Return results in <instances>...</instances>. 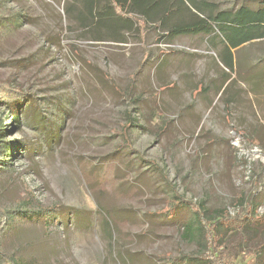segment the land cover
I'll list each match as a JSON object with an SVG mask.
<instances>
[{
	"label": "rangeland",
	"instance_id": "rangeland-1",
	"mask_svg": "<svg viewBox=\"0 0 264 264\" xmlns=\"http://www.w3.org/2000/svg\"><path fill=\"white\" fill-rule=\"evenodd\" d=\"M64 7L0 0V83L29 100L16 115L0 102V204L63 211L50 225L14 217L5 250L30 264H176L163 254L203 247L183 237L188 207L166 213L174 191L233 213L254 194L264 214V38L234 51L222 95L228 71L199 35L96 41Z\"/></svg>",
	"mask_w": 264,
	"mask_h": 264
},
{
	"label": "trees",
	"instance_id": "trees-1",
	"mask_svg": "<svg viewBox=\"0 0 264 264\" xmlns=\"http://www.w3.org/2000/svg\"><path fill=\"white\" fill-rule=\"evenodd\" d=\"M64 9L73 25L96 41L125 43L132 31L142 34L149 27L157 31V43H171L184 35H202L228 71L217 87L222 95L228 93L233 80L230 71L237 70L234 51L239 52L247 43L264 38V0L246 1L231 8H221L216 0H65ZM3 83H0V102L16 115L29 101L28 95ZM230 100L226 98V103ZM131 123L133 118L124 128ZM123 148L132 149L129 143ZM255 200L254 194L248 200L240 196L235 203L238 210L233 213L226 206L193 202L174 191L175 205L171 201L164 209L171 216L175 215L177 206L191 210L193 216L183 226V237L198 242L203 249L198 253L181 252L178 256L165 253L163 258L176 264L184 260L197 264H264V214L259 212ZM30 208L26 210L19 205L7 209L0 204V264H30L4 248L3 239L14 217L41 219L46 225L63 217L59 205Z\"/></svg>",
	"mask_w": 264,
	"mask_h": 264
},
{
	"label": "crops",
	"instance_id": "crops-1",
	"mask_svg": "<svg viewBox=\"0 0 264 264\" xmlns=\"http://www.w3.org/2000/svg\"><path fill=\"white\" fill-rule=\"evenodd\" d=\"M199 34L197 35H194V36H198ZM201 39H205V37H203L202 35H199ZM205 42L208 44L207 40L205 39ZM209 45V44H208ZM212 48V47H211ZM212 50L215 51L216 55H217V51L215 49L212 48ZM219 60V59H218Z\"/></svg>",
	"mask_w": 264,
	"mask_h": 264
}]
</instances>
